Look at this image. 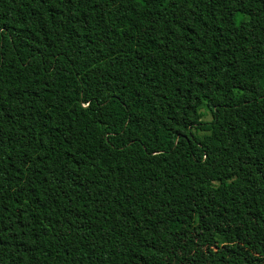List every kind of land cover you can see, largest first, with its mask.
<instances>
[{
    "label": "trees",
    "instance_id": "trees-1",
    "mask_svg": "<svg viewBox=\"0 0 264 264\" xmlns=\"http://www.w3.org/2000/svg\"><path fill=\"white\" fill-rule=\"evenodd\" d=\"M0 264H264V0H0Z\"/></svg>",
    "mask_w": 264,
    "mask_h": 264
},
{
    "label": "rangeland",
    "instance_id": "rangeland-1",
    "mask_svg": "<svg viewBox=\"0 0 264 264\" xmlns=\"http://www.w3.org/2000/svg\"><path fill=\"white\" fill-rule=\"evenodd\" d=\"M204 120H206V121L210 120V116L206 115V116L204 117Z\"/></svg>",
    "mask_w": 264,
    "mask_h": 264
}]
</instances>
